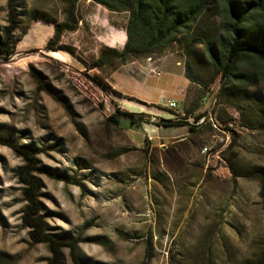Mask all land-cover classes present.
<instances>
[{"label":"rangeland","instance_id":"374dc122","mask_svg":"<svg viewBox=\"0 0 264 264\" xmlns=\"http://www.w3.org/2000/svg\"><path fill=\"white\" fill-rule=\"evenodd\" d=\"M14 5L16 36L27 34L13 59L0 62V137L35 152L46 232L76 246L62 248L55 259L49 245L32 241L16 176L25 161L0 145V264H254L262 258L264 200L253 172L264 170V131L252 129L259 120L255 110L239 114L222 101L211 110L219 84L210 86L213 73L203 54V65H195L201 84H190L174 112L195 131L157 139L128 120L116 129L98 108L88 78L106 80L112 71L88 65L103 47L113 48L109 41L116 36L120 44L125 40L129 14L82 0L76 30L64 32L58 51H48L55 28L32 14L63 23L64 0ZM9 25L8 0H0V29ZM207 25L216 31L215 21ZM186 60L175 45L126 68L178 63L185 72ZM250 90L264 103L262 83ZM194 101L198 109L188 115ZM224 110L234 119L231 133L215 121L214 113L223 117Z\"/></svg>","mask_w":264,"mask_h":264},{"label":"trees","instance_id":"16d2710c","mask_svg":"<svg viewBox=\"0 0 264 264\" xmlns=\"http://www.w3.org/2000/svg\"><path fill=\"white\" fill-rule=\"evenodd\" d=\"M81 1L64 0L67 8L63 23L38 12L32 14L34 19L47 22L55 28L54 36L47 43L46 50L58 51L56 46L61 42L64 32L76 30V13ZM91 1L112 13H128L129 18L125 28V40L121 42L125 43L124 48L119 50L103 47L99 57L88 65L89 70L103 71L109 68L116 71L129 62L152 58L177 45L183 48L187 56L185 77L190 84L200 85L195 65H203L200 57L203 54L213 73L210 86L216 82L219 84L211 110L216 111L217 101L227 102L239 114L243 113V109L255 110L259 120L252 129L264 131V103L257 93L250 90L260 83L264 86V0ZM8 7L10 25L0 29V62L4 64L13 59L17 45L27 34V31H24L16 36L14 0H8ZM210 21L216 23L215 32L208 30L207 24ZM198 46H202L201 51ZM88 78L96 90L98 108L116 129L121 128V120H128L134 126L151 122V116L129 112L113 100L111 95L140 104L139 101L115 91L100 75ZM197 109V103L194 101L186 107V113L191 115ZM214 114L217 116L215 121L219 128L231 133L234 119L228 117L226 111L223 117H219L218 113ZM160 120L152 123L164 128L188 126L189 133L195 131L193 125L184 124L182 121L169 120L161 123ZM0 145L14 150L25 161V165L16 171L26 202L22 217L24 227L30 230L34 243L49 245L55 259H58L62 248L74 249L76 242L63 235L46 232L44 220L40 215L42 207L39 192L42 181L34 175V172L39 170L35 152L1 137ZM253 173L261 184L264 200V170H255ZM75 263L81 264L77 259ZM254 264H264V256Z\"/></svg>","mask_w":264,"mask_h":264},{"label":"crops","instance_id":"0c3cea01","mask_svg":"<svg viewBox=\"0 0 264 264\" xmlns=\"http://www.w3.org/2000/svg\"><path fill=\"white\" fill-rule=\"evenodd\" d=\"M126 34V33H125ZM120 36V35H118ZM113 48L122 50L124 44H120V39L116 36L113 41ZM126 65L116 71L109 73L106 81L109 85L123 96L132 97L140 102H129L128 100L120 99L119 105L136 114H146L151 117L161 116L164 119L174 120L173 114L166 109V104L169 100L177 101L178 105L185 100L186 92L190 86V82L185 77V72L180 64H139L135 70H128ZM165 112V114H160ZM142 123L139 127L145 134L155 135V138H168L173 139L177 136H185L188 133L187 127L181 128L175 133H165L166 130L173 128L158 127L152 123ZM177 129V128H174ZM127 131L135 133L133 130ZM128 133V132H127ZM136 135V134H134Z\"/></svg>","mask_w":264,"mask_h":264},{"label":"built area","instance_id":"2783aa9c","mask_svg":"<svg viewBox=\"0 0 264 264\" xmlns=\"http://www.w3.org/2000/svg\"><path fill=\"white\" fill-rule=\"evenodd\" d=\"M166 108L168 110H171L173 112V119L175 121H181V118L184 116V114L182 115H179V114H175L174 112L177 113V110H178V103L177 101H174V100H169L166 104ZM160 120V119H159ZM153 122L157 121V119L153 118L152 119ZM199 124V123H198ZM205 152H207V149H205Z\"/></svg>","mask_w":264,"mask_h":264},{"label":"water","instance_id":"95a60500","mask_svg":"<svg viewBox=\"0 0 264 264\" xmlns=\"http://www.w3.org/2000/svg\"><path fill=\"white\" fill-rule=\"evenodd\" d=\"M168 121H169L168 119H161L160 120L161 123L168 122Z\"/></svg>","mask_w":264,"mask_h":264}]
</instances>
